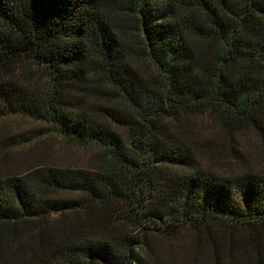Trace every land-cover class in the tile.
Segmentation results:
<instances>
[{"label":"trees","instance_id":"trees-1","mask_svg":"<svg viewBox=\"0 0 264 264\" xmlns=\"http://www.w3.org/2000/svg\"><path fill=\"white\" fill-rule=\"evenodd\" d=\"M27 61L47 72L42 95L13 76ZM205 113L264 135V0H0V119L102 150L94 169L0 179V230L34 226L33 264H157L151 234L226 223L252 232L261 261L264 173L201 169L170 126ZM75 211L58 237L38 232Z\"/></svg>","mask_w":264,"mask_h":264},{"label":"rangeland","instance_id":"rangeland-1","mask_svg":"<svg viewBox=\"0 0 264 264\" xmlns=\"http://www.w3.org/2000/svg\"><path fill=\"white\" fill-rule=\"evenodd\" d=\"M138 65L151 74L153 68L147 61L141 60ZM13 76L39 95L48 90L47 72L34 63H19ZM117 105L124 108L120 102ZM170 126L179 130L180 139L194 148L199 168L228 177L264 173V135L252 127L232 134L209 113L182 116ZM101 151L96 146L70 142L47 121L22 114L0 119V179L45 166L94 169L99 165ZM81 215L76 211L65 216L53 214L38 232L58 237L59 228ZM111 222L120 227V221ZM251 234L245 227L226 223L199 230L183 227L171 237L151 234V258L157 264H264V256L261 261L256 259ZM39 238L34 226L1 229L0 264H33ZM258 242L264 254V230L258 231Z\"/></svg>","mask_w":264,"mask_h":264}]
</instances>
